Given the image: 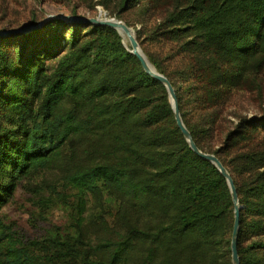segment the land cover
Segmentation results:
<instances>
[{"label":"trees","instance_id":"1","mask_svg":"<svg viewBox=\"0 0 264 264\" xmlns=\"http://www.w3.org/2000/svg\"><path fill=\"white\" fill-rule=\"evenodd\" d=\"M165 11L149 40L168 43L171 68L143 53L173 87L198 149L233 180L240 264H264V117L239 118L217 147L211 141L217 105L264 63V0H167ZM31 32L7 36L18 44L9 57L0 52V208L23 175L91 134L94 160L68 178L81 209L86 195L118 202L119 226L115 237L94 239L79 216L75 234L49 239L32 256L0 215V264H231L226 180L189 148L166 88L117 31L56 17Z\"/></svg>","mask_w":264,"mask_h":264},{"label":"rangeland","instance_id":"2","mask_svg":"<svg viewBox=\"0 0 264 264\" xmlns=\"http://www.w3.org/2000/svg\"><path fill=\"white\" fill-rule=\"evenodd\" d=\"M166 2L167 0H132L128 7L120 9L121 0H0V31L16 30L12 34L1 35L5 38L1 40L0 52L9 57L18 44L16 39H8L7 36L20 37L19 35L28 33L35 36L31 32L35 28L25 32L21 31L22 28L38 23L36 28H42L57 15L114 18L128 24L126 25L133 31L142 53L145 51L149 55L154 54L158 60L163 61L166 68H171L172 62L164 60L168 43L155 44L149 40L156 26L166 18ZM51 28L53 29L52 26L40 29L37 33L46 34ZM117 33L130 53L129 41L118 31ZM65 35L68 36L69 32ZM54 64L55 60L49 59L46 61V68L51 69ZM229 93L227 99L215 108L216 124L211 138L213 148L217 147L239 118L264 117V63L247 71L245 80L239 86L231 88ZM94 150L95 141L91 134L73 137L72 143H65L59 157L50 165L23 175L0 208L1 218L17 245L32 256L42 254V247L49 239L75 234V218L79 216L91 238L115 237L119 226L116 214L118 202L105 198L100 203L93 196L86 195L81 209L78 206L77 191L68 178L74 171L94 160Z\"/></svg>","mask_w":264,"mask_h":264},{"label":"water","instance_id":"3","mask_svg":"<svg viewBox=\"0 0 264 264\" xmlns=\"http://www.w3.org/2000/svg\"><path fill=\"white\" fill-rule=\"evenodd\" d=\"M55 17L67 19L70 21H81V22H85L88 25L108 26L118 31L120 34L123 33L126 39L129 41L130 53L137 58L144 72L147 73L152 78L156 79L166 88L169 102L173 111L174 120L180 132L182 133L183 137L187 141L189 148L200 158L212 163L226 180V183L230 191L231 200L233 203V227H232L231 239H230V252H231L230 257L232 264H240L237 253V235L239 229L240 206L238 204V196L233 180L230 174L228 173V171L226 170V168L222 165V163L218 160V158L214 154L205 153L198 149L189 131L187 130V128L185 127L182 121L173 87L171 86L167 78L162 74L158 73L155 70V68L152 66V64H150V62L147 60L146 56L142 53V51L138 46L133 31L122 21L114 18H101V17L78 18V17L64 16V15H57ZM38 26L39 23L35 25L24 26L21 31L25 32L31 28H36ZM14 32H16V30L0 31V36L5 34H12Z\"/></svg>","mask_w":264,"mask_h":264},{"label":"bare ground","instance_id":"4","mask_svg":"<svg viewBox=\"0 0 264 264\" xmlns=\"http://www.w3.org/2000/svg\"><path fill=\"white\" fill-rule=\"evenodd\" d=\"M122 34V36L124 37V38H126L125 36H124V34L123 33H121Z\"/></svg>","mask_w":264,"mask_h":264}]
</instances>
